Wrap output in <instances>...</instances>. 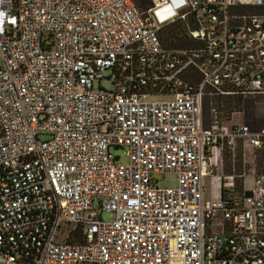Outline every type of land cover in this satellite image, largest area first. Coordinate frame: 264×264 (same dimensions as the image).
Returning a JSON list of instances; mask_svg holds the SVG:
<instances>
[{
  "label": "built area",
  "instance_id": "built-area-1",
  "mask_svg": "<svg viewBox=\"0 0 264 264\" xmlns=\"http://www.w3.org/2000/svg\"><path fill=\"white\" fill-rule=\"evenodd\" d=\"M257 95L264 0H0V264H264V167L221 171L264 127L214 107Z\"/></svg>",
  "mask_w": 264,
  "mask_h": 264
},
{
  "label": "rangeland",
  "instance_id": "rangeland-1",
  "mask_svg": "<svg viewBox=\"0 0 264 264\" xmlns=\"http://www.w3.org/2000/svg\"><path fill=\"white\" fill-rule=\"evenodd\" d=\"M172 30H166L162 33V37L165 41H169V39L172 37ZM109 72L105 73V79L102 81H97L95 83V87L99 88H105L107 90H111L113 88L112 82L108 79ZM230 97V96H229ZM229 97L219 98V100L223 101V106L216 104L214 105L215 109L221 113V115H230L231 111L238 108V106H232L229 104ZM233 97V96H231ZM229 99V100H228ZM150 101H162L164 98L162 97H156L154 99H149ZM42 139L46 138V136H41ZM112 153L115 156H119V160L122 163H127L128 158L126 156V149L123 148H112ZM253 161V156L251 161L249 162V157H245L243 148L241 146V142L238 141L235 145V150L231 151L228 148H225L222 155V172L225 174L233 173L241 174V173H247L251 174V170L255 166V170L257 173H260L263 171L264 162L260 157H257L256 160ZM156 180L158 182V185L161 188H169V187H176L177 185V175L175 173H166L163 175H157ZM209 182V178L207 179ZM240 183V182H239ZM209 185V184H208ZM241 188V187H240ZM208 196V194H207ZM104 220H110V217L108 214H103ZM80 264H90V263H80Z\"/></svg>",
  "mask_w": 264,
  "mask_h": 264
},
{
  "label": "crops",
  "instance_id": "crops-1",
  "mask_svg": "<svg viewBox=\"0 0 264 264\" xmlns=\"http://www.w3.org/2000/svg\"><path fill=\"white\" fill-rule=\"evenodd\" d=\"M229 104L238 106V108L231 111L230 115H221L224 119V123L228 125L240 124L247 125L252 131H259L264 127V95L257 96H233L229 97ZM203 124L204 126L208 125L210 117V105L208 98L204 101L203 106ZM221 114V113H220ZM249 157V162L251 161L250 153H247ZM264 162V158L261 157ZM264 165V164H263ZM217 186V179H210L209 182L206 179L207 187L211 185ZM216 181V182H215ZM209 184V185H208ZM209 196V193H207Z\"/></svg>",
  "mask_w": 264,
  "mask_h": 264
},
{
  "label": "trees",
  "instance_id": "trees-1",
  "mask_svg": "<svg viewBox=\"0 0 264 264\" xmlns=\"http://www.w3.org/2000/svg\"><path fill=\"white\" fill-rule=\"evenodd\" d=\"M220 97H215L214 98V104H220V100H219ZM69 241H72V239H69Z\"/></svg>",
  "mask_w": 264,
  "mask_h": 264
}]
</instances>
